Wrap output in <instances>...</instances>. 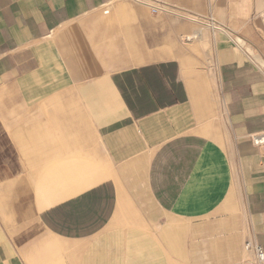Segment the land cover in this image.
I'll return each instance as SVG.
<instances>
[{
  "label": "crops",
  "instance_id": "0c3cea01",
  "mask_svg": "<svg viewBox=\"0 0 264 264\" xmlns=\"http://www.w3.org/2000/svg\"><path fill=\"white\" fill-rule=\"evenodd\" d=\"M192 5L0 0V264H255L264 0Z\"/></svg>",
  "mask_w": 264,
  "mask_h": 264
},
{
  "label": "built area",
  "instance_id": "2783aa9c",
  "mask_svg": "<svg viewBox=\"0 0 264 264\" xmlns=\"http://www.w3.org/2000/svg\"><path fill=\"white\" fill-rule=\"evenodd\" d=\"M134 3L141 4L149 10L150 13L156 14L159 12H169L166 3L163 0H131ZM107 12V10H105ZM210 23L213 24L214 19L209 17ZM252 141L256 144H264V134L255 135L252 137ZM244 249L250 250L254 253L255 264H264V246L253 244L250 241L244 243Z\"/></svg>",
  "mask_w": 264,
  "mask_h": 264
},
{
  "label": "rangeland",
  "instance_id": "374dc122",
  "mask_svg": "<svg viewBox=\"0 0 264 264\" xmlns=\"http://www.w3.org/2000/svg\"><path fill=\"white\" fill-rule=\"evenodd\" d=\"M163 1L166 3L165 5L167 6V9L169 11L185 12L184 9H193L195 11L205 14L204 11L198 10L196 6L192 5L196 1H200V0H163ZM193 18H196V20L201 21L202 23L212 25L207 18H200L198 16ZM211 87H212L211 84L208 83V88L211 89Z\"/></svg>",
  "mask_w": 264,
  "mask_h": 264
},
{
  "label": "bare ground",
  "instance_id": "6f19581e",
  "mask_svg": "<svg viewBox=\"0 0 264 264\" xmlns=\"http://www.w3.org/2000/svg\"><path fill=\"white\" fill-rule=\"evenodd\" d=\"M189 18H191V19H194V20H196L195 18H193V17H189ZM198 21V20H197ZM205 24V23H204ZM200 34V33H199ZM201 35V34H200Z\"/></svg>",
  "mask_w": 264,
  "mask_h": 264
}]
</instances>
